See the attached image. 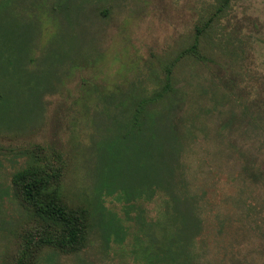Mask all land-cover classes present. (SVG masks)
I'll return each mask as SVG.
<instances>
[{"label":"rangeland","instance_id":"374dc122","mask_svg":"<svg viewBox=\"0 0 264 264\" xmlns=\"http://www.w3.org/2000/svg\"><path fill=\"white\" fill-rule=\"evenodd\" d=\"M0 11V51L29 37L27 69L6 66L3 82L0 68V264H264V0H12ZM38 71L50 78L33 95ZM136 99L156 114L137 148ZM33 165L90 214L77 245L41 242L50 228L16 178ZM160 167L167 190L125 197L123 182L140 188L138 172ZM194 214L200 229L177 241Z\"/></svg>","mask_w":264,"mask_h":264},{"label":"trees","instance_id":"16d2710c","mask_svg":"<svg viewBox=\"0 0 264 264\" xmlns=\"http://www.w3.org/2000/svg\"><path fill=\"white\" fill-rule=\"evenodd\" d=\"M60 1L61 0H59V2ZM11 2L12 0H0V9L2 5V8L8 12L10 10ZM60 9L61 8H55L53 10L59 11ZM10 14L13 15L12 13ZM3 19L6 22L11 21L10 17L4 16ZM18 25L19 28L23 29L21 27L22 23L18 22ZM200 32L201 31L199 30L197 33ZM22 33H19V37L20 34ZM11 36H12L11 33L6 35V37L8 38L9 37L11 38ZM28 39H29L28 35L24 34L19 39L21 43L18 44V46L16 47L8 46L6 50L0 51V68H1V72L3 73L2 74L3 82L12 79V77L8 75L6 66H8L10 72L12 73L14 72L15 76L18 72L24 70L28 66L27 64L29 58L27 57L29 55ZM5 45H11V41H6ZM195 49H196V45L192 47V50ZM53 53H51V55L55 56V54ZM36 76L38 78V80L36 81L37 86L35 88H28L26 90L28 92L32 91L33 95H34V91L39 89L40 86H42V84L44 85L45 82H47V80L50 78L48 74L42 71H38ZM29 85L31 86V83H29ZM7 93H8V88H7ZM157 95L159 96V94ZM9 97L10 96L7 95V98ZM146 105L147 104L145 103V101L136 99L131 106V108H133V110H131L133 113L131 115L132 117L130 119V122L132 124L133 129L137 127V129H134L135 133H139L140 126L143 124L145 125L146 122H147L146 125H148L149 121L154 125L153 118L154 116H156L155 111L147 110V108L149 107ZM171 131H173V129ZM140 135L141 133L134 134L133 138L130 139L132 145L135 148H137L141 143ZM121 140H125V138ZM146 158L143 159L142 157H140V160L138 162L142 170L144 168L149 167V165L146 162ZM33 166L35 168L31 167V168L22 169L21 172L17 173L16 178L17 180L22 181L20 187L22 190L21 195L24 201L32 206V208L37 213L39 220L50 228V231L49 230L48 232L45 231L40 237L42 239L41 242L43 243L54 242L55 244L57 243L60 245L63 244L70 246H74L75 244L77 245L80 239H82V237L86 235V233L92 227V222H91L92 220L90 218V214L84 208H72V207L70 208V206L66 204L65 200H63L60 191L61 189L60 185L57 183V176L55 174H48L46 172L45 173L42 172L41 174L37 175V172L40 168L38 165H33ZM160 170L161 172H159L158 174L150 172L149 170L146 173L138 172L139 176L137 177L138 178L137 180L140 185V188L138 186L136 188H132L131 187L132 185H127L125 182H123L122 184L125 187L123 186L121 187L123 188V194H125V197L132 196L134 198H138L141 197L142 194H145V197L149 199L153 197V195L157 190L160 189L167 190V184L165 183L166 181L169 180V175L162 174L164 170L161 169V167ZM104 179L106 181L108 180L107 178ZM135 180L136 177L131 178V181L133 183H136ZM105 185L108 186L109 184H105ZM185 222H189V223H184L183 225L184 227L179 231L180 234L178 235L177 241L184 240L185 238L194 235L200 229V220L198 216L195 214L193 216H189L188 220L185 219ZM109 225L113 226V223ZM172 259L174 261H177L175 257Z\"/></svg>","mask_w":264,"mask_h":264}]
</instances>
